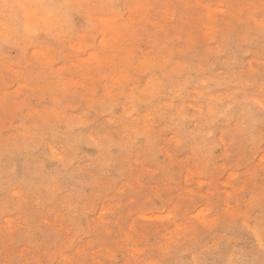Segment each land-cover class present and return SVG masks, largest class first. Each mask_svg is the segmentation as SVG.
Wrapping results in <instances>:
<instances>
[{
	"label": "rangeland",
	"instance_id": "obj_1",
	"mask_svg": "<svg viewBox=\"0 0 264 264\" xmlns=\"http://www.w3.org/2000/svg\"><path fill=\"white\" fill-rule=\"evenodd\" d=\"M0 264H264V0H0Z\"/></svg>",
	"mask_w": 264,
	"mask_h": 264
}]
</instances>
